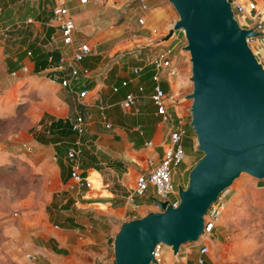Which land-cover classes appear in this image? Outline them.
I'll list each match as a JSON object with an SVG mask.
<instances>
[{"label": "crops", "instance_id": "0c3cea01", "mask_svg": "<svg viewBox=\"0 0 264 264\" xmlns=\"http://www.w3.org/2000/svg\"><path fill=\"white\" fill-rule=\"evenodd\" d=\"M58 1L0 0L4 35L0 120L21 118L9 141L0 143V151L28 166L44 192L34 218L27 225L26 218L20 220L25 231L14 254L20 264L108 263L113 258L111 240L120 224L156 210L151 188L134 202L128 201V195L138 175L158 165L169 140L170 125L152 99L155 81L150 60L163 47L175 45L165 37L178 15L168 0H155L142 13L145 24L139 25L136 19L118 20L128 0H115L116 5L103 8L61 0L76 23L73 44L66 46L60 29L51 24ZM256 2L264 8V0ZM81 43L89 45L90 53L78 63L80 74L69 89L52 75H65L57 71V63L62 56L70 59ZM248 43L254 53L264 55L260 39ZM181 51L175 46L174 68L160 76L159 85L167 95L166 112L175 123L182 119L187 126L190 115L187 93L182 95ZM83 89L88 94L80 99ZM129 93L137 100L124 108L121 102ZM77 116L84 122L81 133L72 128ZM148 141L152 145H146ZM183 144L185 160L173 168L176 189L184 185L196 149L188 127ZM69 149L80 150L76 178L71 176ZM221 224L203 242L209 246L204 264H242L238 244L224 242ZM201 246L184 244L176 255L165 246L161 264L177 260L197 264Z\"/></svg>", "mask_w": 264, "mask_h": 264}, {"label": "water", "instance_id": "95a60500", "mask_svg": "<svg viewBox=\"0 0 264 264\" xmlns=\"http://www.w3.org/2000/svg\"><path fill=\"white\" fill-rule=\"evenodd\" d=\"M177 12L165 39L182 30L190 54V121L202 155L178 185L177 206L154 199L156 210L120 224L114 259L99 264L155 263L158 244L178 254L198 243L204 216L242 173L264 179V66L248 40L262 35L243 27L231 0H168Z\"/></svg>", "mask_w": 264, "mask_h": 264}, {"label": "built area", "instance_id": "2783aa9c", "mask_svg": "<svg viewBox=\"0 0 264 264\" xmlns=\"http://www.w3.org/2000/svg\"><path fill=\"white\" fill-rule=\"evenodd\" d=\"M110 0H106L109 2ZM112 1V6L116 5L115 0ZM80 4L92 3L98 5L101 0H79ZM232 10L235 17H242L243 27H253L256 31L262 33L257 38H250L248 41L253 39H260L264 43V8L257 5L256 0H231ZM149 10L147 0H135V3L130 6V12L137 18L139 25L145 24V18L142 13ZM238 19V18H237ZM240 21V20H238ZM51 24L58 27L62 34V41L64 45L69 46L73 44L74 32L76 29V23L73 16L70 14L69 9L64 4V1H58L56 6L52 9ZM170 26L168 31L172 28ZM242 26V25H241ZM167 31V33H168ZM3 30L0 28V39H3ZM169 39L175 42V45H167L157 51L150 60L154 68L153 79L155 85L153 88L152 99L157 106V113L161 115L162 120L170 125V134L167 146L164 149L163 155L158 165L148 173H141L136 178L135 184L128 195V201L134 202L136 198H143L147 196V191L151 188L155 199L160 201H168L172 206H177L179 202L178 191L173 184V168L178 166L184 159L186 153L183 144V137L187 133L186 123L180 119L178 122H174L171 116L166 112V101L167 95L159 85L160 76L166 72H172L174 68V61L176 59L175 46L185 45V36L182 30H174L170 35ZM183 48V47H181ZM90 53V47L87 43H81L75 49L72 57L67 59L61 57L57 63L56 69L58 72H65L64 76H60L57 73H53L52 80H60V84L63 87L72 89L74 86V80L78 78L80 69L78 63ZM257 59L263 64L264 55L255 52ZM87 73V71H85ZM125 84V82L123 83ZM116 90V88H113ZM88 94V89H83L78 93L80 99H83ZM136 95L129 93L126 95L124 100L121 102V106L124 108L130 107L136 102ZM106 127H111L110 123H105ZM73 130L81 133L84 130L83 118L80 116L75 117L72 120ZM146 145H152V141H148ZM27 151L30 147L26 144L22 146ZM80 150L69 149L67 151V157L71 160V176L73 178L78 177L80 171L79 161ZM225 193H221L218 198L211 204L204 216V233L200 236L198 243L202 246L199 250V255L196 259L197 264H204L205 255L209 252V246L204 245L203 242L211 235L217 221L219 220L226 202ZM155 206V205H154ZM156 207V206H155ZM157 208V207H156ZM165 245L158 244L154 250L155 263L150 264H161L163 261V250ZM173 264H185L179 260Z\"/></svg>", "mask_w": 264, "mask_h": 264}, {"label": "rangeland", "instance_id": "374dc122", "mask_svg": "<svg viewBox=\"0 0 264 264\" xmlns=\"http://www.w3.org/2000/svg\"><path fill=\"white\" fill-rule=\"evenodd\" d=\"M131 1L128 0L123 7L124 13H118L119 22L132 19L127 5ZM104 2L98 4L99 7L112 5L111 0ZM237 18L243 22L241 16ZM181 47L179 45L178 49ZM181 52L179 73L182 75L184 95L192 91L191 62L189 52L183 48ZM187 101L190 107L191 100ZM20 124V117L15 121L0 120V143L9 141L14 129ZM223 193L226 205L217 225L222 223L224 242L238 244L242 264H264V179L258 180L242 173ZM43 199L42 186L32 170L21 160L8 157L0 151V264H20L14 254L25 231L20 220L26 218L23 224L27 225L42 207Z\"/></svg>", "mask_w": 264, "mask_h": 264}, {"label": "trees", "instance_id": "16d2710c", "mask_svg": "<svg viewBox=\"0 0 264 264\" xmlns=\"http://www.w3.org/2000/svg\"><path fill=\"white\" fill-rule=\"evenodd\" d=\"M155 2V0H147V3H148V5L150 6V5H152L153 3ZM135 3V0H132L129 4H128V13L130 14L131 12H130V6L132 5V4H134ZM132 14V13H131ZM131 18L132 19H136V21H137V18H136V16L134 15V14H132L131 15ZM187 127H188V129H189V131H190V133H191V135L193 136V137H195V135H194V133H193V130H192V128L189 126V124H187ZM194 154L190 157V159H189V161L191 162V166L189 167V169H187L186 170V172H185V176H184V184H185V182L187 181V175H188V172H189V170H190V168L192 167V165L195 163V161L202 155V153L201 152H199L198 150H196V149H194ZM183 160H185V157H184V159ZM182 160V161H183ZM263 185V184H262ZM112 241H113V239L111 240V243H112Z\"/></svg>", "mask_w": 264, "mask_h": 264}]
</instances>
